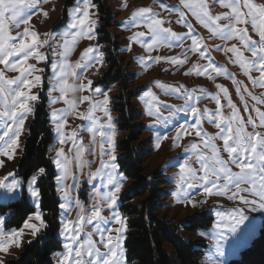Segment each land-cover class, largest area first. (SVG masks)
<instances>
[{
  "label": "snow or ice",
  "instance_id": "1",
  "mask_svg": "<svg viewBox=\"0 0 264 264\" xmlns=\"http://www.w3.org/2000/svg\"><path fill=\"white\" fill-rule=\"evenodd\" d=\"M30 3L35 4L36 0H30ZM179 3L183 9L187 10L186 13L181 8H175L179 17L176 22L187 29V32L184 33H178L171 27H165L164 25L170 21L161 18L160 14L154 12L152 8L140 7L131 14L132 26L140 27L143 24L148 29V34L152 36V43L144 44L141 38L146 33L142 31L134 33L130 38L131 41L141 44L148 52H151L158 46H172L162 44L161 37L166 35L177 41L176 46L181 48L180 55L184 57L181 59L179 56H149L147 60L141 59L145 67L149 62L159 63L161 60L174 65H184L188 60L187 52L198 53L199 58L208 60V63L193 65L186 75L195 73L197 76L214 79L210 75V72H214L216 76L224 75L231 79L236 85L238 94L241 93V87L248 92L247 86L243 85V82L237 81L234 74L228 73L226 69L213 62L203 38L195 33L193 25L188 22L187 14H191L197 23L210 33L212 38H219L225 41V44L231 40H238L239 46L237 44H232L230 47L216 45L214 50L232 53L234 59H230L239 65L252 85L264 87V4L254 3L253 0H218V3L229 11L222 15H212L206 0H179ZM28 4L29 0H0V65H4L9 71L19 73L14 78H8L4 71H0V118L6 117L12 122V125H15V128L8 125V131L4 133V136H8L9 132H12L13 138L6 142L4 148L0 150V155L9 160L14 159V153L19 147V137L24 131L25 123L34 114L35 105L31 102L39 99L37 95L32 94L31 89L41 84V76L35 75V73L43 70L37 69L28 61L30 59L44 61L46 56L39 49L49 43L47 38L41 41L39 35L31 32L28 27H25L23 32L18 33L15 37L11 35L9 21L17 28L21 23L29 24L28 19H19L22 15V8ZM160 6L169 13L174 10L173 7L163 4L162 0ZM94 7H96L94 0H77V6L73 9L74 19L70 25V28L76 29V31L71 32L70 42L67 39L70 33L67 31L63 33L66 51L70 50L69 44L75 46L80 39L92 40L95 38L96 21L92 18L91 11ZM221 21H227V23H221ZM253 34L258 39H254ZM49 35L45 34L46 37ZM16 40L19 42L15 43ZM186 40H191V44L185 51ZM129 50L131 49L129 48ZM95 52L97 49L93 47L86 48L81 54V60L84 63L78 62L74 67L89 68L94 65H102L103 55L99 54L93 57L91 54ZM245 52H249L251 56H245ZM19 56H22V59L13 61V57ZM53 68H56L55 64H53ZM72 69L73 65L68 64L65 59L61 64L56 83L50 88V92L58 91L60 93L58 97L51 100V103L56 104L63 101L67 105L64 109H53L50 114L61 145L52 163L60 170V173L53 176L46 167L36 164L31 170V175L26 176L25 181L13 180L11 183H7V177L0 180V189L6 190L3 194L5 200L13 199L14 197H9L7 193L15 192L17 188L26 183V191L33 201V207L27 209L31 215H26V219L23 218L22 227L7 228L6 219L0 216V253L7 255L12 248H21L25 244L26 230L31 237L37 238L42 229H49L48 216L43 211L46 205L42 199L47 179L55 180L58 207L70 215L72 205L69 203V197L75 186L65 183L69 175L70 161L63 145L68 140H71L75 145L77 133L73 130L71 134H66L64 129L68 123L66 117L76 111L78 103L87 102L89 105L87 111L78 113V117L81 120L91 119L93 121L88 131L92 133V143H98L100 157V166L95 172L89 173V178L101 176L105 174V170H108L105 174L106 186H112V190L106 191L102 195L97 191L96 202L91 206L92 210L87 216L83 215L84 203L78 197H73L75 206L79 209L76 218L71 219L62 214L59 218L58 229L57 226L50 229L52 232L58 231V235L63 238L62 250L53 252V256L56 264H127L124 248L127 224L118 204L127 176L120 171L116 155L117 128L109 108L110 97L101 88H94L91 80H88L86 84L70 85L66 77L71 76L79 79L77 73ZM253 71L258 72L259 77H253L251 75ZM13 85H15L14 88ZM160 86L163 87V85ZM215 87L218 92L211 94L217 105L214 112H209L207 109L201 110L194 103L201 99L195 94L197 91L205 96L209 95L206 89L188 90L185 88L181 91L183 86L172 89L184 100V108L181 110L189 112L194 117L193 123L178 125L175 136L171 137L174 146L179 147L180 141L186 136L194 135L200 139V143L192 142L189 147L184 149L185 152L191 150L194 153L195 163L199 164V168H194L188 160L180 165L177 181L180 196L177 201L187 203L193 208L196 207L197 201L193 195L184 191L186 186L187 189L193 190L202 188L206 195H225L231 192L230 199L238 198L244 204H255L256 200H248L241 194L248 193L253 197H258L259 206L264 208V111H261L259 107H253L250 111L245 102L244 111L249 115L246 118L242 117L238 114L237 106L233 103L228 88L221 84H216ZM69 90L72 92L91 90L93 95H84L79 100L68 99ZM221 94L227 100V107L231 109V115L228 117L222 114L224 105L221 104ZM96 95L103 96V99L95 100L94 96ZM248 95L256 104H264V98H258L251 92H248ZM153 98L155 99V97ZM240 99L244 100L243 95H240ZM98 111L107 118L105 122L102 123L100 117L95 115ZM252 111L256 114L255 118L251 115ZM159 113L160 109L156 107L155 111L150 109L148 115L156 116L159 119ZM205 119L210 124L214 123V126L219 130L215 136H209L204 131L203 121ZM222 124H226V127H222ZM248 127H251V131L247 130ZM97 135L100 138L99 142L96 140ZM3 139L4 137L0 136V141ZM163 139H169V137L164 136ZM216 139L221 140L222 145L218 146L214 142ZM159 141L160 138H158L157 146H159ZM203 149L210 151L211 155H207ZM78 152L82 155V145L79 146ZM222 152L227 154L228 159L223 158ZM93 154L95 155V153ZM105 156H107V160L104 159ZM3 164L4 161H0V167H3ZM230 165H234L239 171H233ZM82 168L81 164V170ZM8 175L12 176L13 174L9 173ZM181 196L183 199L180 198ZM104 211H107L108 215H103ZM217 215L222 217L224 214L217 213ZM243 219L244 217L241 215L237 223ZM94 221L97 223L92 227V230L85 232V225H93ZM101 221L105 224L111 223L116 227L109 228L105 232L100 227L99 222ZM231 230L235 231V228L232 227ZM81 233H85L86 239H81ZM94 236H98L99 239H94ZM28 243L30 244L32 241H28ZM0 264H6L5 260L0 259Z\"/></svg>",
  "mask_w": 264,
  "mask_h": 264
},
{
  "label": "rangeland",
  "instance_id": "2",
  "mask_svg": "<svg viewBox=\"0 0 264 264\" xmlns=\"http://www.w3.org/2000/svg\"><path fill=\"white\" fill-rule=\"evenodd\" d=\"M163 4L173 7V12L161 8V0H94V7L91 11L93 13V19L96 21L95 38L92 40L80 39L77 41L75 46L69 44V49L64 47V32H69L70 35L67 37L69 42L71 41V32H75L76 29H71L70 25L73 22L74 14L73 9L77 6V0L73 6L66 7V0H36L35 4H31L29 0L28 6L22 8V15L19 19H28L30 22L28 25L21 23L20 27L17 28L15 24L9 21L10 32L14 37L18 33H22L25 27H28L31 32H35L39 35V39H49V43L44 45L39 50L46 56L44 61H37L30 59L28 63L35 65L37 69L43 71L36 72L35 75H40L42 78L41 84L31 89L32 94H35L39 99L34 103L35 111L34 114L29 117L25 123L23 133L19 137V147L14 153V159H7L0 155V161H4L3 167H0V180L7 177V183H11L13 180L24 181L18 176L19 163L24 155L26 141L30 135V128L33 120L35 119L36 110L43 101H45L46 111L48 114L49 128L52 132L53 142L50 149V157L53 161L57 150L61 147L59 144V135L55 132V124L51 120V112L53 109H64L67 107L63 101H59L56 104H52L51 100L58 97L60 93L50 92V88L56 83V78L59 76L60 67L62 62L66 59L68 64L73 65V71L77 73L79 79L71 76L66 77L70 85H76L84 83L88 80L93 82V87H99L110 97L109 108L113 117L114 123L117 128L116 137V155L118 157V163L122 159L121 143L126 137V134L120 129V118L119 114L115 111L114 107L117 103V96L120 94L119 86L116 82H113L110 77H107L110 71L111 60L115 59L116 53H119L118 58L124 62L129 76L132 78L128 87V92L134 94L132 103L136 110L140 113V119L134 123L143 126V134L139 137V143L143 144L145 151L147 152V158L145 162L146 173L152 174L153 172H159V178L165 180V197L164 203L166 208L163 211V215L167 222L172 225V228L178 227L179 234L183 237L184 241L198 244L203 250V253L198 258L200 264H228L231 259H237L239 253L247 248L252 241L259 235V231L264 220V208H261L258 197H253L248 193H241L248 200H256L255 204H244L239 199H230L231 192L225 195H206L203 193L202 188L187 189L185 186L184 191L190 192L193 198L197 201L196 207L193 208L187 203H180L177 201L180 196V189L177 188V181L179 179V167L186 160L192 164L194 168H199V164L195 163L194 153L189 150L185 152L184 149L189 147L190 143H200V139L192 136H186L180 141V146H174L171 137L176 134V128L180 124H191L194 122V117L184 110V100L181 99L175 91L172 89L183 86V89H200L204 88L209 93L205 96L199 91L195 94L200 96L199 101H195L196 106L201 110L207 109L209 112H214L217 108L214 99L211 94L218 92L215 85H224L229 90L230 97L238 109V114L242 117H247L248 112L244 111V103L246 102L249 110L253 107H259L261 111H264V104H256L254 100L248 95L251 92L258 98H264V87L254 86L247 79V76L243 74V70L238 64L232 62L234 59L232 53H225L223 51H216L215 46L221 45L230 47L232 44L239 46L238 40H231L225 44V41L219 38H212L210 33L197 23L191 14H187L188 22L191 23L195 29V33L203 38V42L207 45L210 57L213 62L224 69L228 73L234 74L237 81L243 82V85L247 86L248 92L243 90L241 87V93L236 92V85L233 84L232 80L225 77L224 75L216 76L214 72H210V75L214 79L207 77L197 76L195 73L186 75L188 70L193 65H206L208 60L200 59L198 53L187 52L188 60L184 65H174L172 63L161 60L159 63L149 62L148 66L141 62V59L147 60L151 57H177L181 59L184 57L181 54V48L176 46L177 41L171 37L163 35L161 37L162 44H170L171 47L158 46L151 52H148L145 47L141 44L131 41V37L136 32H145L146 35L142 37L144 44L152 43V36L148 34V29L141 24L140 27L132 26L131 14L140 7L152 8L154 12H158L161 18H164L170 23H166L165 27H171L178 33L187 32V29L178 24L176 21L179 19L175 12V8H181L187 13V10L183 9L179 3V0H162ZM254 3L264 4V0H253ZM208 4L209 12L212 15H222L229 11V9L223 8L218 0H206ZM127 5L126 7L124 5ZM105 6V7H104ZM46 13V15H45ZM221 23H227V21H221ZM241 27H243L241 25ZM251 31V30H250ZM50 34L46 37L45 34ZM254 39L258 37L253 34ZM30 39V37H29ZM18 43L19 41H14ZM191 44V40H186L184 44V50H187L188 45ZM93 47L97 49V52L91 54L93 57L102 54L103 64L94 65L89 68H76L74 67L78 62L83 64L81 60V54L88 48ZM129 48L131 50H129ZM117 50V51H115ZM66 53V55H65ZM245 56L250 57L249 52H245ZM232 58V59H230ZM13 61L22 59V56L13 57ZM113 59V60H114ZM53 64L56 68H53ZM0 71H4L8 78H14L19 75L18 72L9 71L4 65H0ZM253 77H259V73L253 71L251 73ZM31 78V77H30ZM63 79V77H61ZM160 85H163L161 87ZM13 88L15 85L12 86ZM151 93V95H149ZM84 95L92 96L91 90L72 92L68 91V99L79 100ZM240 95H243L244 100L240 99ZM155 97V99L153 98ZM95 100H102L103 96H94ZM221 104L224 105L222 114L225 117L231 115V109L227 107V100L221 94ZM89 105L87 102L78 103L76 111L67 116V125L64 129L66 134H71L73 130L77 133L76 144L74 145L71 140H68L64 145L65 153L70 161L69 163V175L65 183L67 185L75 186L72 194L69 197V203L72 205L71 213H65L59 208V218L63 214L71 219H75L79 209L76 208L73 197H78L81 202L84 203L85 211L83 215L87 216L90 214L91 206L96 202V193L99 191L101 195L109 190H112V186H106L105 174L108 170H105V174L90 179L89 173L95 172L99 165V147L98 143H92V133L88 129L92 126L93 121L91 119L81 120L78 117V113L86 112ZM159 107V119L156 116H149V110L155 111V108ZM96 116L100 117L101 122L106 121V117L102 112H96ZM251 115L255 118L256 114L254 111ZM8 125L15 128L12 122L7 120L6 117L0 118V136L4 139L0 141V150L5 146L6 142H9L13 138V133L9 132L8 136H4V133L8 131ZM222 127H226V124H222ZM203 129L209 134V136H215L219 131L214 123L210 124L207 119L203 121ZM248 131H251V127H248ZM164 136H168L169 139H163ZM158 138H160L159 146ZM97 142L100 138L97 135ZM218 146L222 145V141L216 139L214 141ZM83 147L82 155L79 154V146ZM107 147V146H106ZM202 148V145H201ZM207 155H211L210 151L203 149ZM95 153V155L93 154ZM224 159H228L226 153H221ZM107 160V156L104 157ZM81 164L83 168L81 170ZM56 175L60 173L53 163ZM233 171H239L234 165H230ZM121 171V166H120ZM122 172V171H121ZM12 173V176L8 174ZM123 173V172H122ZM124 174V173H123ZM125 175V174H124ZM126 176V175H125ZM55 181V180H54ZM56 187V182H55ZM27 185L22 184L21 187L17 188L15 192H9V197L13 199H4L3 194L5 189H0V216H3L7 221V228L15 229L17 227L11 226V221L16 215V209L11 208V204H15L18 201H23L25 198L27 202L33 207V201L26 191ZM131 183L127 178L124 189L121 193V199L118 202L120 211L126 219L127 231L125 234V243L128 239L129 223L131 217L124 211L123 196L130 190ZM58 197V193H57ZM183 199V197H180ZM207 214L213 218L212 226L209 229H198L196 231L184 230L181 226L186 220ZM217 213L224 214L222 217L218 216ZM239 213V214H237ZM108 215L107 211L102 213ZM244 219L240 220V216ZM97 222L94 221L93 225H85V232L91 231L92 227ZM100 227L107 232L109 228L116 227L111 223L105 224L99 222ZM22 227V226H21ZM232 227L235 231H232ZM45 229H42L39 235H44ZM56 237L61 242L63 248V238L56 233ZM36 238L25 233L24 240L25 244L21 248H12L10 253L5 255L0 253V259L5 260L6 264L10 261L16 260L23 247L28 244V241H34ZM81 239H86L85 233H81ZM94 239L98 240V236H94ZM204 246V247H203ZM62 248L58 251H61ZM104 251V249H101ZM126 260L127 253L125 249ZM87 259V257H86ZM53 264H56V260L53 256ZM127 264H130L127 261Z\"/></svg>",
  "mask_w": 264,
  "mask_h": 264
},
{
  "label": "trees",
  "instance_id": "3",
  "mask_svg": "<svg viewBox=\"0 0 264 264\" xmlns=\"http://www.w3.org/2000/svg\"><path fill=\"white\" fill-rule=\"evenodd\" d=\"M74 3L75 0H66V7L73 6ZM115 55L114 60L110 59L112 63L107 77L119 86L120 94L117 96L114 109L119 114L120 129L126 134L121 143L120 166L131 183L130 190L122 198L124 211L131 217L128 239L125 243L127 261L130 264H200L198 258L203 250L198 244L184 241L178 227L172 228L163 215L166 208L164 203L166 182L159 178V172L146 173L144 165L148 154L143 144L138 141L143 134V126L134 124L139 121L140 113L132 103L134 94L128 92L132 78L124 67L123 60L118 58L120 54ZM52 142L53 136L43 101L37 107L24 155L19 163L18 176L21 179L25 181L36 164L46 167L53 176L56 175L50 157ZM55 188L54 179L45 181L46 190L42 199L46 205L43 211L48 216L49 229H45L44 235H39L32 243L26 244L19 257L9 264H49V261L53 264V252L62 248L56 237L57 232L50 231L54 226L58 229L59 225L58 197ZM10 207L17 211L11 226H22L23 218L31 215L27 209L32 206L24 198ZM212 223L213 218L203 213L186 220L181 226L184 230L196 231L209 229ZM228 264H264V220L259 235L239 253L237 259H231Z\"/></svg>",
  "mask_w": 264,
  "mask_h": 264
}]
</instances>
